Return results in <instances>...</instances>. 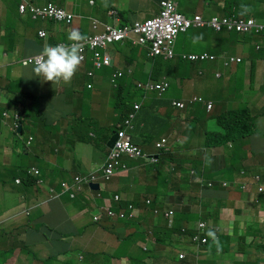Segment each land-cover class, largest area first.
Instances as JSON below:
<instances>
[{"label": "crops", "instance_id": "crops-1", "mask_svg": "<svg viewBox=\"0 0 264 264\" xmlns=\"http://www.w3.org/2000/svg\"><path fill=\"white\" fill-rule=\"evenodd\" d=\"M29 1L36 5L54 3L74 13L76 19L71 25L38 22L21 14L20 5L23 0H0L1 97L5 107L14 109L15 113L20 110L23 118L26 116L32 120L27 121L23 127L24 133L14 129L12 118L1 123L4 134L0 136V152L7 148L8 158L5 159L9 162L6 164V161H0V173H6L0 181V190L14 184L13 179L21 173V168H36L41 172L40 176L31 174L29 184L16 183L18 189L14 184L16 189L11 193L12 197L5 195L4 198L0 195V248L5 252L12 251L15 257L11 264H69V259L73 258L76 262L78 255L86 260L94 252L102 253L113 244L124 247L130 244L129 238L126 242L122 239L131 236L128 222H103L97 225L91 222L84 226L87 221L84 209L95 206L90 194L77 192L76 197L72 198L64 192L62 184L66 181L74 185L76 175L100 169L109 153L106 154L107 143L114 134L102 133L101 128H107L106 121L110 125L116 124L117 130H121L119 115L113 108L117 99L108 101L106 106L94 103L96 98L104 97L99 81L105 78L111 81L114 72L123 71V77L114 88L116 97L125 96L123 91L125 86L128 87L126 82L137 86L147 80L144 70H150V62L149 68L146 63L143 64V76L138 79L139 72H136L137 62L134 59L141 58L144 50L128 44H114L108 49L113 57L111 67L97 70L88 59L81 64L70 84H61L55 88L50 82L36 78L31 71L32 65L26 67L21 63L39 56L45 43H70L67 36L71 30L91 36L92 20L112 24L114 21L110 18V10L119 11L123 23L150 18L159 12L160 0H140V9L133 7V4L128 6L127 3L122 6L123 0ZM90 1H94V4H90ZM210 1L206 4L197 3L196 6L190 3L191 0L176 2L179 11L182 8L183 12H180L186 17H189L187 14L190 17L200 15L207 19L222 16L226 4L231 6L229 3L235 0ZM210 11L213 12L209 15ZM40 30H45L48 36L40 38ZM188 32L176 41L177 57L172 60L173 68L178 71L176 77L168 80L165 74L160 73L154 78L155 81L168 80L170 85L164 94L166 104H160L155 109L156 115L166 125L159 128L153 125L145 127L144 124L137 126L135 120L134 128L130 131L137 135V138L132 135L133 141L140 144L144 154H156V144L161 139L167 140L168 158L163 156V160L155 165L145 164L146 172L152 168L153 173L163 182L162 191L158 193L159 199L153 201L155 204L149 212H145L142 199L137 201L133 196V193L139 194L143 189L147 192L149 187H154L150 177H146L148 184H143L145 179L141 176L145 169L141 168L145 155L141 154L136 160L126 158L127 168L118 173L125 174L122 180L126 196L124 194L123 200L137 207L136 212L140 216L134 222L135 226L138 227L145 216L141 225L149 233L142 241L145 246L156 243L155 236L160 232V227L168 225L170 218L166 214L173 212V225L176 223L178 229L186 227L195 232L199 222L207 225L205 235L211 243L201 252L189 254L191 264H264V194L257 193L256 184L247 189L249 192L241 188L247 181H256L257 177L264 183V57L255 61V41L222 46L216 41L214 43L204 39L202 35L197 37ZM122 48L126 50L120 52ZM203 51L217 53L227 59L240 58L243 62H232L228 67L222 66L223 62L205 65L197 63L192 67L188 61L180 62L178 59L183 53L198 54ZM105 69L111 73H106ZM89 71L94 73L93 77L88 76ZM217 74L221 77H217ZM125 78L126 82H122ZM172 84L174 90L170 91ZM89 85H92L91 89ZM28 93L32 94L30 102H26ZM58 96H62L65 103L73 96L85 104L74 107V113L66 118L63 108H55L47 103L50 97ZM193 97H203L205 101L212 102V110L204 107L203 103L188 105L185 109H177L172 105L173 101L188 102ZM145 100L152 107L158 101L151 98ZM244 107L255 118L253 130L247 131L244 128L240 132L243 138L239 136L234 142L209 146L226 133L222 118L228 112L242 110ZM48 113L57 120L47 116L41 122L36 121L40 115ZM153 114L154 110L150 117ZM63 119L70 124L59 125L58 121ZM103 120L106 121L100 127ZM243 123L246 124L245 121ZM30 136L35 137L33 146L20 151L19 143ZM151 137H155V140L149 142ZM99 143H104L105 149L100 152L98 160L92 151L79 153L80 146L90 148L92 144L99 150ZM218 158L223 162L221 166ZM201 177L205 183H199L203 181L199 179ZM222 181L231 183L232 187L221 188ZM209 182L216 186L208 188ZM54 195L58 197L54 198ZM93 198L101 203L98 196ZM146 204L151 205L152 201L147 200ZM158 204L162 207H157ZM66 233L68 236L64 243L60 242L62 234ZM99 234H106V237L116 239L117 242H112L110 246L104 242L99 245ZM158 238L163 241V234L158 235ZM12 239H16L14 243L10 241ZM99 246L100 249L94 250ZM152 249L156 255L165 251L162 245L152 246ZM111 260L113 264H120L118 258ZM154 261L155 264H177L173 257L165 262L155 257Z\"/></svg>", "mask_w": 264, "mask_h": 264}, {"label": "clouds", "instance_id": "clouds-1", "mask_svg": "<svg viewBox=\"0 0 264 264\" xmlns=\"http://www.w3.org/2000/svg\"><path fill=\"white\" fill-rule=\"evenodd\" d=\"M163 1H167V0H163ZM172 1L175 3V8H176L177 14L182 15L187 20H192L195 17L199 16V17L202 18V22L204 24L201 25V26H191L186 31L179 33L177 38L172 43V45L166 46V48H165L166 52H164L163 54H155L153 49H152V45L148 44V43L144 44V45H140V44L132 45L130 43H125V42H114V43L110 44L108 46L107 50H106V52L108 53V55L111 58L110 65L109 66L97 67L95 65V62L92 60V55H91L90 52L87 53L85 58H83L82 55H81V53L83 51V45H84L85 41L88 39V37L86 35L82 34L78 30H71L68 33V36H67V39H68V41H70V43H58L56 45H51V44L45 43V45L43 47V50L39 53V56H37V57H35L33 59L23 60L21 64L22 65L24 64L26 67L32 65L33 67H32L31 71H32L33 75L36 78H39L40 80H42L43 82H50L55 88L57 86H60L61 84H65V85L66 84H70L71 81L73 80V78L75 77V75L77 74V72L79 71V68H80L81 64L85 63L88 59L91 60V62L93 64V67L95 69H97V70L103 69L105 67H111L112 63H113V57L108 52V49H109V47L111 45H114V44H128L130 47L142 48L143 50L146 51V54H147L146 61H147V63L150 62L149 61L150 58H155V57H158V56L163 57L166 60H174L177 57V54H176V51H175L176 41H177V39L179 38V36L181 34L186 33L189 30H191L193 28H196V27H200L201 29L202 28H211V27H209L207 25V22H209L213 17H218V18L228 17V16H213V17H210V18H207V19L202 17V16H200V15H194L193 17H186L185 15H183L179 11V7H178L177 2L174 1V0H172ZM49 4H54V3H48L46 5H36V4L32 3L29 0H23V2L20 5V12H21L22 15L27 16V17L33 19L34 21H38V22H51V23H57V24H63V25H71V24L74 23V21L76 19L75 14L70 12L69 10L63 8V7H60V8L64 9L67 12V14L72 16V20L70 22H67V21L66 22H59V21H54V20L35 19L30 11L23 12L22 9H21V7L23 5L34 6V7H45V6H48ZM90 4H94V1H90ZM54 5H56V4H54ZM112 12H115V14L112 15L111 14ZM160 13H161V7L159 8V12L156 15L150 17V18H147V19H144V20H135L133 22H128V23H123L122 20H121L119 11L113 9V10L109 11V15H110V18H112L114 22L112 24H109V25L118 26V27L133 26L136 21L146 22L148 20H153L155 18H158ZM230 17H234L237 20L243 19L242 17H237L236 15L230 16ZM254 19H256V18H254ZM257 20L259 22L263 23L260 19H257ZM91 22H92V30H93L94 22H99V21L92 20ZM211 29H213V28H211ZM213 30L215 32H218L215 29H213ZM221 32L224 33V34L225 33H237V34H240V35H244L243 33L235 32V31L229 32V31L223 30ZM43 33H45V36H43L44 35ZM218 33H220V32H218ZM94 34H95V31L93 30V33H92L91 36H93ZM248 35H250V34H248ZM47 36H48V34H47V32L45 30H40L39 31V37L40 38H46ZM254 45L256 47H258L259 46L258 41H255ZM190 55H195V56L207 55V58L204 59V60H200V59H198V60H190L188 58V56H190ZM179 58H181L184 61L195 62V63H198L200 65H205L206 63L223 62V64H221V65L222 66L224 65V66L228 67L231 64L230 61H229L230 58L227 60L226 57H223L222 55H219V54H216V53H212V52H209V53H207V52L206 53H198V54H196V53H190V54L183 53V54L179 55ZM30 60H33V62H30ZM226 62H229L228 66L226 65ZM240 63H242V59H241ZM237 64H239V63H237ZM144 72L146 74L145 76H147V80L143 82L144 84L143 83H139L136 86L137 89L143 94V96H142L143 101H145V98L149 97L150 93H152V95L155 93L160 98L164 97V94L163 95H159V93L156 92V91L151 92V90L149 88H147V86L150 83L156 84V83H161V82H166V83H168V82L166 80H163V81H155L154 80L153 74L155 75L156 73L154 72V67L152 65H150V70L149 71H145L144 70ZM123 75H124L123 71L117 70L112 75L111 83L115 87H117V82H118V80L120 78L123 77ZM88 76L89 77H93L94 73L92 71H89L88 72ZM217 77H221V75L217 74ZM168 85H169V83H168ZM88 88L91 89L92 85H89ZM168 89H169V87H168ZM31 97H32V94H31ZM195 98L200 99L201 97H193L188 102H185V101H173L172 105L175 108H177V109H185L188 104L202 103L200 101H194ZM206 102H208L209 105H211L213 107L212 102H209V101H206ZM139 104L142 106L143 103L139 102L138 105ZM178 104H182L183 107L178 106ZM212 107L210 109L207 107V109L208 110H212ZM131 114H134V113H131ZM0 116H2L4 118V121L13 118L14 119V129H17L18 132H19V128L22 126V132H23V122H22L23 115L21 114L20 110H16V113H14V116L12 115L10 109L8 107H5L4 104H3V98L1 97V92H0ZM135 120H136V117H135ZM119 131L120 130H117L115 133L118 135ZM19 133H21V132H19ZM3 134H4L3 127H2V125L0 123V136H2ZM130 136H131L132 143L140 149L141 154L146 155V154H144L145 151L140 147V145L133 141V136H132L131 133H130ZM117 141H118V139H117ZM166 141H167L166 139H161L156 144V149L158 150V154L153 158L154 161H152L151 164L158 163V161H159L158 156H159L160 152H162V151L168 152L169 151V148H167V145H166L167 144ZM34 142H35V137L30 136L27 139L25 146L27 145L28 148H30V147L33 146ZM158 145H161V146L159 147ZM114 147H115V145H114ZM113 149H109L108 148L109 153ZM109 153L107 154L106 158L104 159V162L101 165V167L104 165ZM126 158L135 159V160L137 159V158L124 157L122 159V162L124 164H125V162H127V161H125V160H127ZM125 166H126V164H125ZM126 168H127V166H126ZM37 172H39V173H37ZM31 174H34L36 176H40L41 172H40L39 169L33 168L30 171V176H31ZM92 175H95L97 177L96 181H94V182H83L81 185H78L75 182L76 177H79V176H81V177H91ZM18 180H19L18 184L25 183V181L23 179H21V178L18 179ZM73 181H74V185H72L71 183L66 182V181L63 182L62 185H63L64 192L68 193L72 198H74V197H76L75 194L77 192L82 194V193H84V188L87 187L88 190H89V193H90L91 200H92V202L95 205V206H91V207H88V208L84 209V216L86 217L87 220L89 219L87 214L91 211L93 213L91 222L93 224H96V225L97 224H101L103 222H111V223H116V222L127 223L128 222L130 217H129V212H128L127 208L130 205V203H128V204L125 203L123 206L120 207V204L124 203V202L121 201V198H120L119 195H115L114 198L112 200L107 201L106 204L97 203L95 198H93L95 195L100 197V195H97L95 193H98L101 190V188L104 187V182L105 181H103V179L101 178L100 169H98L96 171H93V172H86V173L78 174V175H76L74 177ZM255 182H260L261 183V178L257 177ZM199 183H204V181H200ZM92 184H98L100 186V189L97 190V191L93 190L91 188ZM215 186H216V184L212 183V182H209L207 184L208 188H214ZM220 186H222V187H232L231 183H229V182H222V183H220ZM73 188H75V190H73ZM241 188H242V190H244L246 192H249V191H247V189H245L244 186H241ZM258 189H259V186H257V193L258 194H264V192L260 193L258 191ZM53 197L57 198L58 195H54ZM116 197H119V200H116ZM108 207L110 208V210L113 213L116 214L115 217H111L108 214V212L106 211V209ZM121 213L124 214V218L119 217V215ZM27 215L29 216L30 214L27 213ZM166 216L170 218L167 227L169 229L173 230V234H171L168 239L167 238H163L164 239L163 241H160V240L156 241V243L153 245L155 247H157L158 245H162L165 248L164 252L158 253V257H160L162 262H165V260L166 261L170 260L171 257H173L175 263H177V264H191V262L188 260L189 254H194L195 255L196 252H201L202 250L206 249L207 246L211 243L208 240V238L206 237V235H205V231L207 229L206 223L205 222H199L198 223V230L195 231V232L188 230V228H186V227L182 228V230H181V229L177 228L176 223H175V225H173L174 224V218H172L173 212L167 213ZM96 217H98V220H95ZM1 225H0V227H1L0 231H2V226ZM62 235H63V239L60 242L63 241V243H64L65 239L68 236V233L62 234ZM148 236H149V233H148V231H146V237H148ZM155 238H158V235L155 236ZM187 240H189V243H186ZM197 247H198V249H197ZM113 258H116V257H113ZM78 259H79L80 262H82L83 257L80 255ZM69 260H71V261L73 260L74 263L77 262V261L75 262V260L73 258H70ZM214 261L218 262L216 259H214Z\"/></svg>", "mask_w": 264, "mask_h": 264}, {"label": "built area", "instance_id": "built-area-1", "mask_svg": "<svg viewBox=\"0 0 264 264\" xmlns=\"http://www.w3.org/2000/svg\"><path fill=\"white\" fill-rule=\"evenodd\" d=\"M23 12L30 11L35 19L54 20L59 22H70L72 16L67 12L54 4H49L45 7H34L23 5L21 7ZM112 15L115 12L111 13ZM204 23L202 18L197 16L191 21L185 19L182 15L177 14L175 3L172 0L163 1L161 4V13L158 18L148 20L146 22L136 21L133 26L118 27L109 24H103L100 22H94L93 30L95 34L88 37L83 45L82 57L85 58L88 52L92 55V60L95 62L97 67L109 66L111 58L106 52L108 46L114 42H125L132 45H144L151 44L155 54H163L166 46L172 45L178 34L186 31L191 26H201ZM207 25L218 32L223 30L232 32H239L243 34H251L253 32L259 33L264 30V24L259 22L257 19H241L237 20L234 17H213ZM123 28V29H122ZM45 36V33H43ZM190 60H204L207 55L188 56ZM230 63H240V58H230ZM33 62V60H30ZM229 65V62H226ZM168 83H150L147 88L151 91H156L159 95H163L168 90ZM194 101H200L195 98ZM178 106L183 107L182 104ZM135 108L138 109L139 105L136 104ZM211 105H209V109ZM135 114L130 116L123 122L122 128L118 133V141L115 147L109 153L104 165L100 168L101 178L103 181H110L112 177L118 175V173L126 169L125 164L122 162L124 157L138 158L141 156L140 149L135 146L131 141L130 131L134 128L133 122L135 120ZM159 147L161 145H158ZM154 161V160H153ZM39 173V172H37ZM97 177L92 175L91 177H76L75 182L81 185L83 182H94ZM211 186V185H210ZM260 193L264 192V187H259ZM119 200V197H116ZM111 217H115L110 208L106 209ZM119 217L124 218V214L121 213ZM98 220V217L95 218ZM1 230V227H0Z\"/></svg>", "mask_w": 264, "mask_h": 264}, {"label": "rangeland", "instance_id": "rangeland-1", "mask_svg": "<svg viewBox=\"0 0 264 264\" xmlns=\"http://www.w3.org/2000/svg\"><path fill=\"white\" fill-rule=\"evenodd\" d=\"M177 1V0H175ZM183 1V0H181ZM209 2H211L210 0H208ZM207 0H191L190 3L195 4L194 6L197 5V3H202V4H206L209 3ZM230 1V0H228ZM243 0H235L232 1L231 3L235 2V6H241L240 2H242ZM126 3L128 6H130L131 4H133V7H137L138 9H140L142 7V3L140 2V0H123V2H121L122 6H126ZM229 3V4H231ZM243 3V2H242ZM178 4V3H177ZM227 5V4H226ZM180 11L183 12L182 8H180ZM213 11L208 12L209 15L212 14ZM193 13V11L191 12ZM187 14V13H186ZM189 17L190 15L187 14ZM191 21V20H188ZM264 23V20H261ZM93 33V30H92ZM262 32H259L258 34L264 38V34L261 35ZM189 35H195L197 37L199 36H203L204 39H208V40H212L215 43L216 40V35L213 32V29L211 28H202V29H193L190 30L188 32ZM182 36H184V34H181L179 39L182 38ZM237 42H239V40H236ZM126 50L125 48L120 49V52ZM201 53H206V52H201ZM147 58V54L146 51H143V55L141 56V58H135L134 60L137 62L136 65V72H139V78L141 79V77L143 76L142 71H143V64H147V68H149V64L146 61ZM228 60V59H227ZM158 67V66H156ZM109 69H105V71H107L106 73H111V71L108 72ZM172 77H176L173 74L170 75H166L165 78L170 80V78ZM167 80V81H168ZM122 82H126V78L122 80ZM254 83V82H252ZM99 84L103 90L104 93V97H107V99L113 100V98L115 99L116 97V89L114 88V85L111 83L110 79L105 78L104 80H100ZM174 87L173 84L171 85L170 91H173ZM89 94V93H88ZM170 94V92H169ZM169 94L167 97H169ZM31 94L28 93L27 98H26V102H30L31 101ZM166 98V96H165ZM50 101V102H49ZM49 101L47 102L49 106L55 107V108H63L64 111V116L67 118L68 116H70L72 113H74V107H79V106H83V104H85V102H80L74 99V97H70L69 98V102L65 103V100L63 99L62 96H58V97H50ZM40 102L43 103V100H41ZM200 102L203 103L204 107H208L209 108V103L205 101V99L203 97L200 98ZM248 103H246L245 105H247ZM212 107V106H211ZM239 108V107H238ZM244 109H248L247 107ZM12 115L14 116V109H10ZM236 112V111H235ZM251 112V110H250ZM252 114V112H251ZM253 115V114H252ZM47 116H51L54 120H57V118L55 116H53L51 113H48V115H40L39 119L36 120L37 122H41L42 120L45 119V117ZM13 119V118H12ZM106 120H103L100 123V127L102 126V124L105 122ZM59 125H69L70 122L69 121H64L60 120L58 121ZM41 126V125H40ZM105 126L107 127L106 129L101 128L102 133L108 134V133H112V132H116L117 131V125L113 124L110 125L109 121H106ZM9 132H6V136H8ZM37 140V138H36ZM27 139L25 140L23 138V140H21V142L19 143V147H20V151H22L25 148V144H26ZM3 146L6 148V144L4 142H2ZM105 149V145L104 143H99V150H97V147H95L93 144L91 145V147H85V146H80L79 147V153H94V157L96 160H98V158L101 157V151H103ZM204 154L206 155V152L203 151ZM212 152V151H211ZM208 153L209 154H211ZM108 153V147L106 148V154ZM158 154V151L156 154L151 153V154H146L145 155V159L142 162V170H144L142 172V179H145L143 181V184H148L146 183V177H150L151 181L154 183V187H149L147 192L143 189L139 194H134L133 196L136 198V200H140L142 199V203H143V209L145 212H149L152 209L153 204H155L153 201H158L159 199V191H162V185L163 182L161 181V179L158 177V175H156L155 173H153V169L151 168V170H148L146 172V165L145 164H151L153 161V158ZM150 158H149V157ZM18 157V156H16ZM147 157V158H146ZM214 157L217 158V155L214 154ZM8 158L7 156V148L6 150H4V152H0V161L1 162H5L6 159ZM219 159V158H218ZM222 160L219 159L218 164L220 165V163ZM9 162L6 161V164ZM13 162V161H12ZM132 162V161H131ZM78 166V165H76ZM221 166V165H220ZM15 170V169H12ZM146 172V173H145ZM125 177V174H118L114 177L111 178L110 181L108 182H104V187L101 188V190L98 193H95L97 195H100V201L102 204H106L107 201L112 200L114 198L115 195H119L121 198V201L124 203H129L128 201H124L123 197L124 194L126 196L125 190L126 188H124V183L122 180ZM200 180L204 179L201 177L199 178ZM19 180L16 181V183H18ZM140 182V180H139ZM222 182H227V181H222ZM205 183V182H204ZM256 184L257 186L264 187L263 183L260 182H255L254 180L251 182H246L243 184V186L245 187V189H250L251 185ZM17 186V184H16ZM16 186L13 184L10 187H4L2 188V190H0V195H3V197L5 198V195H8V197H12V192H14L13 190L16 189ZM19 188V186H17V189ZM223 189H229L230 187H222ZM4 191H8V192H4ZM84 192L87 194L89 193L88 188H84ZM12 193V194H11ZM11 194V195H10ZM147 200H151L152 204L151 205H147L146 202ZM157 207H162L159 206V204L157 205ZM136 206L135 204L130 203V205L128 206L127 210L129 212V220H128V225L129 227H131V236L126 237L125 239L122 237V239L126 242L128 240V238L131 240L130 244H126L124 246H117L115 244L112 245V247H108L107 250H105L104 252L101 253V251L99 252H94L93 254L90 255V257H86V260H82V262L79 261V256L77 257V262L75 264H113L111 258L116 257L119 259L120 264H155L154 258L158 257V255H156V253L154 252V250L152 249L151 244L145 246L143 244V239H145L144 237H146V230H144L143 228H141V225L144 222V218L145 216L142 218V221H140L139 226H135L134 222H136V220L138 219V217L140 216L138 212H136ZM155 210V209H154ZM92 212L90 211L87 216H88V220L85 222L84 226H88L91 221H92ZM84 218L86 219V217L84 216ZM19 228H21V226L19 225ZM1 232V231H0ZM99 240L98 243L99 245H101L103 242L104 243H109L108 246H110L112 244V242H117L116 239H112L109 237H106V234L100 235L99 234ZM16 239H12L10 240L12 243L15 242ZM122 240V241H123ZM123 241V242H124ZM132 242V243H131ZM130 245V246H129ZM104 247V246H102ZM100 249V246L95 248L94 250ZM128 255V256H127ZM13 253L11 250H8L7 252H5V250H1L0 248V264H11L12 261L14 260Z\"/></svg>", "mask_w": 264, "mask_h": 264}, {"label": "trees", "instance_id": "trees-1", "mask_svg": "<svg viewBox=\"0 0 264 264\" xmlns=\"http://www.w3.org/2000/svg\"><path fill=\"white\" fill-rule=\"evenodd\" d=\"M163 0L158 1L159 4V8L161 7V3ZM243 2V3H242ZM242 2H240L241 6H235V2H233V4L231 3V6L226 5V7H224V9L222 10V16H234L236 15L237 17H242L243 19H249V18H256V19H260V20H264V0H258V1H250V0H243ZM255 3V4H254ZM214 34L216 35V42L219 44H221L223 46V44H228L231 43L232 45H235L236 43H251L252 41H258L259 46L256 47V56H255V61H257V59L264 57V38L261 37L259 34H256L255 32H253L252 34L248 35V34H244V35H240L237 33H223L220 34L218 32H215L213 30ZM264 34V31H262L261 35ZM236 40H239V42H237ZM230 47V46H228ZM176 51V48H175ZM217 54V53H216ZM180 62H186L184 60H182L181 58H178ZM254 60V59H253ZM253 60H252V64H253ZM150 65H152L154 67V72L156 73L155 75H159L161 74H165V75H170L173 74L175 75L178 71L175 70L173 68V64H172V60H166L163 57H155V58H150ZM192 67H195L197 63L195 62H190ZM243 62V60H242ZM158 66V67H156ZM168 69V70H165ZM155 75L153 74V78H155ZM158 79H156L157 81ZM125 84L128 85V87L126 88L125 86V90L123 91L125 93V96L119 95L117 96L115 99H117V102L114 103L113 108L114 111L119 115V122H121V128H122V122H124L123 120H125L126 118L129 117V115L131 113H134L136 116V125L137 126H141V124H144L145 127H149L150 125H153L155 127L158 126V128L160 126H164L166 125V123H163V120L156 115L155 109L156 107H158L160 104H166L165 103V99L164 97L160 98L158 97L157 94H153L150 93L148 98L151 99H156L158 100L156 103V106L152 107L149 106L147 101H143V94L137 89L136 86H133L132 83L128 84V82H126ZM121 86V85H119ZM118 86V87H119ZM115 99L113 98L112 101H115ZM152 100V101H153ZM109 99H107V97H99L96 98L94 100L95 104H103V105H107L108 104ZM137 102H143L142 106L139 104V108L136 109L135 108V103ZM188 105H193L192 104H188ZM187 105V106H188ZM154 110V114L152 117H150L151 115V111ZM236 111V112H235ZM247 109L242 108V110H237L234 109L230 112H228L222 119L224 121L223 125H224V129L226 131V133L224 134V136H220V139L214 142H211V144L209 146H218L220 144H227L229 141H235L237 139L243 138L244 135L243 133H240L244 130V128L247 131H252L255 125V118L253 116H251V114L249 113V111L247 112ZM4 121V118L2 116H0V123H2ZM27 121H32V120H28L26 118V116H24L22 122H23V127H25ZM243 121L246 122L243 123ZM242 124V125H241ZM242 127V128H241ZM120 128V129H121ZM119 129V128H118ZM133 132V131H132ZM131 132V134H132ZM24 133V131H23ZM115 133V131H114ZM135 133V132H133ZM111 134V133H110ZM133 136H135L137 138V135L132 134ZM153 140H155V137H151L149 139V142H152ZM137 144H139L138 142H135ZM140 145V144H139ZM26 148H28V146H25ZM109 151V150H108ZM169 153L166 151H162L159 153V162H161L163 160V156L168 158ZM155 165V164H154ZM21 173L18 176H15L13 179V183L16 184V181L20 178H22L25 182V184H29V182L31 181V177H30V171L31 169H27V168H21ZM4 172L0 173V181H2V177L4 176ZM4 185V184H3ZM125 203H121L120 207L123 206ZM1 225V224H0ZM116 226V224L114 225ZM160 232L158 233V235L163 234V238H169V236L171 234H173V230L169 229L168 227H160ZM156 241H159V238H156ZM69 264H75L74 261H70Z\"/></svg>", "mask_w": 264, "mask_h": 264}, {"label": "water", "instance_id": "water-1", "mask_svg": "<svg viewBox=\"0 0 264 264\" xmlns=\"http://www.w3.org/2000/svg\"><path fill=\"white\" fill-rule=\"evenodd\" d=\"M19 132H22V126L19 128ZM117 139H118V135L116 133L113 134L112 137L110 138L109 142L107 143V147L109 149H113ZM91 188L93 190L97 191L100 189V186L98 184H92Z\"/></svg>", "mask_w": 264, "mask_h": 264}]
</instances>
